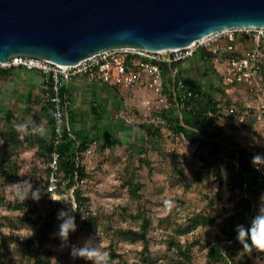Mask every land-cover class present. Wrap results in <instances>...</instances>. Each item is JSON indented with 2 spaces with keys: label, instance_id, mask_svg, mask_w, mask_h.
<instances>
[{
  "label": "rangeland",
  "instance_id": "obj_1",
  "mask_svg": "<svg viewBox=\"0 0 264 264\" xmlns=\"http://www.w3.org/2000/svg\"><path fill=\"white\" fill-rule=\"evenodd\" d=\"M187 64L185 70L190 78L206 86L214 84L210 79L215 78V75L207 70L209 65L201 67L194 60ZM213 68L215 71L221 69L218 64L213 65ZM226 93L231 99L230 106L234 107L242 119L228 127V135L252 153L264 152V147L248 146L250 135L264 138V117L258 120L255 116L258 101L264 103V86L258 97L243 87H230ZM121 97L120 93H115L108 85L91 84L85 92L79 93L75 99L71 98L72 108L77 103L88 106L98 103L103 106V111L101 117L96 119L87 107L81 106L82 111L88 109L90 116L80 117L71 127L80 142L90 143L91 153L82 158L87 177L79 190L82 197L87 199L89 210L95 212L96 225L92 224L88 228L78 219L75 220L76 230L70 233L69 243L81 246L94 241L97 236L102 250L108 253V249L112 248L127 263L213 264L206 258L208 247L200 245L212 243L216 235L221 236V222L232 211L233 202L228 198L232 194L226 181L221 178L223 185L220 186L214 173L201 172L195 145L190 141L174 147L169 138L162 139L153 135V130L140 127L143 124L137 118L136 100L132 105L123 99L120 105ZM113 103L117 105L116 111L109 106ZM18 163L21 180L28 178V170L35 164L33 151L21 149ZM234 168H237L236 163ZM44 176L45 173L39 174L41 184H44ZM28 179L32 183V178ZM129 181L134 185L131 190L127 186ZM3 196L4 202L0 204V231L5 235L27 238L36 230V225L27 221L20 222L18 219H22L24 213L9 206L16 198L19 201L26 199L17 194L13 185L6 187ZM65 198L63 206H73L72 200L67 196ZM165 201H170V205L165 204ZM210 201L212 204H209ZM32 207L35 209L30 214L32 220L36 219L40 211L47 209V205L42 207L40 204L36 208L35 205ZM256 209L257 204L251 216L256 213ZM142 218L150 222L146 233L148 254H141L143 245L140 240L131 241L128 236L120 234L127 230H137ZM194 218L197 219L196 223L190 220ZM204 222L207 225H203ZM57 224H53L45 242L50 264H54L51 259L53 256L58 264H90L80 258L73 260L67 248L57 251L59 241L52 235ZM182 229L185 233L180 234ZM172 239L179 241L182 246L195 241L199 243L193 244L191 248L190 262L176 254L177 248L170 245ZM220 244L224 245L225 242ZM258 255L253 252L247 256V260L250 264H256L254 258ZM237 256H241L239 251ZM145 257L147 262L144 261ZM117 261L115 259L111 264H118ZM29 263L20 256L19 249L12 241L8 242L7 249L1 251L0 264ZM225 264H230V261L226 259Z\"/></svg>",
  "mask_w": 264,
  "mask_h": 264
},
{
  "label": "trees",
  "instance_id": "obj_2",
  "mask_svg": "<svg viewBox=\"0 0 264 264\" xmlns=\"http://www.w3.org/2000/svg\"><path fill=\"white\" fill-rule=\"evenodd\" d=\"M236 45L238 51H240L245 45V42L241 38H237ZM262 45L264 47V40H262ZM191 60L197 62L201 67L210 66V69L207 67V70H210V74L213 73L215 75V78L210 79L214 84H210L209 86L203 85L196 79L190 78L187 74V70L180 67V75L182 78H184L189 87L200 93L201 98L193 103L191 108L186 111L184 116V125L186 128L179 126L176 118L172 115V117L167 118V130L180 135L182 143H185L184 141L186 140L195 145L201 172L209 171L214 173L219 179L220 186L223 185V181L221 180L219 165L220 163L224 165L227 172L226 183L232 194L228 198L233 202L231 213L221 222V236L216 235L212 243L206 242L200 245V247H208L206 258L210 263L225 264L226 259H228L230 264H250V261L247 260V256L241 255V258L238 256L236 257L241 246L235 239L234 228L236 224L250 221L254 206L258 203V197L264 192V174L257 172L251 167L250 160L253 153L250 152L249 149L243 148L232 136L228 135V127L233 125L235 121L237 122L240 115L232 105L230 106L231 99L226 93L230 86L222 83V77L218 71H215L213 68L207 49H200ZM183 64L184 63L181 65ZM258 76L260 85L264 86V65L260 69ZM45 77L47 79V86H49V78L47 76ZM235 87H243L255 95L254 91L249 90L243 85H237ZM62 92H64V87H62ZM24 114L27 117L26 121L21 119ZM24 114L20 113V116H17L16 112H13L12 109H6L0 113V204L4 202L3 194L6 187L21 180L18 157L20 150L23 148L33 151L35 164L33 168L28 170L30 172L27 175L29 176L28 178H32L33 187L41 188L42 195L39 201H33L31 199L19 201L16 198L12 203H9V206L21 210V212L24 213V217L18 220L20 222L27 221L29 223H34L36 225V230L27 238H21L14 234L5 235L0 231V260L1 251L7 249L8 242L12 241L19 249L20 256L30 261L29 264H50L49 252L46 249L45 242L48 239V234L53 224L55 222L58 223L56 220V212L59 208L64 207L63 201L66 198L64 197L60 202L55 204L51 203L48 194L44 191V184H41L39 179V174L45 173L47 170L40 167L39 163L50 159L52 152L57 153L59 172L64 178L69 179V184L64 191L69 198V188L74 185V173H77L79 180L83 178L86 179L87 177L84 166H75L76 151H83L90 143L87 141L80 142L75 133H73L75 137L72 139L66 132H63L60 142L54 145V121L48 108H30L24 110ZM43 116H45V121L42 119ZM69 120L71 121V117ZM21 123L26 126L24 130L17 128V125ZM142 124L143 125H140V127L148 131L153 130V135L162 139L166 138L160 130L152 125L147 123ZM38 125H42V130L40 132L34 135L28 132L30 128ZM193 130H196V132ZM77 144L78 147H76ZM233 162L237 164L236 169L234 168L235 163L233 164ZM198 175H200V173H198ZM127 186L130 187L131 190L134 185L129 181ZM235 195L236 197H234ZM73 197L76 208L73 209L71 205V210L74 212L73 215H75L76 220L78 219L83 226L88 228L91 227L92 224L95 226L96 216L91 214L86 205L87 199L82 197L79 187L74 190ZM39 204L42 207L47 205V209L40 211L36 219L32 220L30 214L35 210L32 206L35 205L36 208ZM209 204H212V201H210ZM84 214L85 216L81 219ZM190 220L193 223L197 221L195 218ZM203 225H207V223L204 222ZM149 227V220L147 218H142L137 230H127L122 233L120 232V234L128 236L131 241L140 240L143 245L141 254H148V239L146 238V233ZM179 233L185 232L182 229ZM222 241L225 242L224 245L220 244ZM193 244L199 243L195 241L194 243L182 246L179 241H175L174 239L170 241V245L177 248L176 254L182 257L186 262L191 261V248ZM108 257L109 264L115 259H118V264H137L136 262L127 263L124 258L118 255L112 248L108 249ZM243 257L246 258L244 261L242 260ZM146 258L147 257L144 258L145 262H147Z\"/></svg>",
  "mask_w": 264,
  "mask_h": 264
},
{
  "label": "water",
  "instance_id": "obj_3",
  "mask_svg": "<svg viewBox=\"0 0 264 264\" xmlns=\"http://www.w3.org/2000/svg\"><path fill=\"white\" fill-rule=\"evenodd\" d=\"M264 29V0H0V62L69 66L118 48L164 51Z\"/></svg>",
  "mask_w": 264,
  "mask_h": 264
},
{
  "label": "built area",
  "instance_id": "obj_4",
  "mask_svg": "<svg viewBox=\"0 0 264 264\" xmlns=\"http://www.w3.org/2000/svg\"><path fill=\"white\" fill-rule=\"evenodd\" d=\"M237 38L245 42L240 51L236 45ZM262 40L264 29L229 30L212 34L182 48L164 51L118 48L69 66L37 58L13 57L4 63L0 62V71L21 68L39 72L49 78V86L42 105L48 108L53 117L54 145L60 142L63 132L72 139L75 137L69 120L70 101L66 93L62 92V87L65 90L73 79L85 78L90 82L116 89L124 100H136L138 121L157 128L172 141L174 147H178L182 144L181 137L167 130V118L173 115L177 124L186 128L185 113L201 98L200 93L189 87L180 75V65L191 60L200 49L205 48L212 65H220L218 73L224 85L230 87L243 85L254 91L258 97L262 93L258 75L264 65ZM256 107L258 109L256 119L261 120L264 117V103L259 100ZM237 120L241 121L240 118ZM41 130L42 125H38L30 128L28 132L34 135ZM184 142L187 143L186 140ZM89 146L83 151H76V167L84 166L82 158L91 153ZM39 166L47 170L44 176L45 193L48 194L51 203L60 202L66 196L64 191L69 179L64 178L59 172L57 153L52 152L50 159L40 162ZM73 180L74 185L69 188L68 195L75 209L73 192L85 182V178L79 180L75 172ZM90 212L95 215V212ZM83 216L85 214L82 218Z\"/></svg>",
  "mask_w": 264,
  "mask_h": 264
},
{
  "label": "clouds",
  "instance_id": "obj_5",
  "mask_svg": "<svg viewBox=\"0 0 264 264\" xmlns=\"http://www.w3.org/2000/svg\"><path fill=\"white\" fill-rule=\"evenodd\" d=\"M25 127L23 123L17 125L20 130H24ZM248 146L264 147V138L250 135ZM250 165L257 172L264 174V152H254L251 156ZM220 176L225 181L227 180V172L223 165L220 166ZM12 184L17 194L24 199L39 201L41 198V188L33 187L27 177ZM170 203V201H165V204L170 205ZM73 213L71 206L59 208L56 212L58 224L56 231L52 235L59 241L56 246L57 251H63L67 248L69 249V256L73 260L80 258L90 262V264H109L108 253L99 246V240L95 232L94 236H96V239L92 242H86L81 246L69 243L70 233L76 230V217ZM81 219L83 218L81 217ZM234 231L235 239L241 246L239 253L242 256H250L253 252H256L259 254L254 258L256 264H264V192L258 197L256 213L251 217L250 221L236 224ZM51 259L54 264H58L54 256Z\"/></svg>",
  "mask_w": 264,
  "mask_h": 264
},
{
  "label": "crops",
  "instance_id": "obj_6",
  "mask_svg": "<svg viewBox=\"0 0 264 264\" xmlns=\"http://www.w3.org/2000/svg\"><path fill=\"white\" fill-rule=\"evenodd\" d=\"M187 66L188 64L186 62L180 67L186 69ZM46 80L45 76L36 71H26L21 68L0 71V113L6 109H12L13 112H16L17 116H20V113L24 114V110L26 109H39L40 107H43L44 96L47 92ZM91 84L96 86L101 85V83L90 82L85 78H75L67 84L64 92L68 96L69 101H71V98L75 99L79 93L85 92L87 86ZM112 89L115 93H119L116 89ZM113 98L115 99V97ZM121 98L120 105H122L123 102V98ZM124 101H130L132 105L135 104L134 99ZM81 106L87 107L90 110V114L94 117L97 115L96 119L101 117L103 111V106H101V104L95 103L94 105L92 104L91 106H88L87 104L80 105L77 103L74 108H72L70 102L69 118L71 117V127L73 126V122L78 121L80 117L90 116L89 111H87L88 109L82 111ZM109 106L116 111L115 109L117 108V105L114 104ZM132 107L134 108V106ZM44 117L45 116H43L42 119L45 121ZM21 119L25 121L27 120L25 114ZM72 132L74 131L72 130Z\"/></svg>",
  "mask_w": 264,
  "mask_h": 264
}]
</instances>
